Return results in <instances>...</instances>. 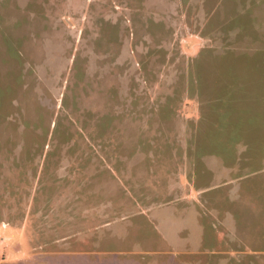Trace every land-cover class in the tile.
<instances>
[{
  "label": "rangeland",
  "instance_id": "374dc122",
  "mask_svg": "<svg viewBox=\"0 0 264 264\" xmlns=\"http://www.w3.org/2000/svg\"><path fill=\"white\" fill-rule=\"evenodd\" d=\"M0 264H264V0H0Z\"/></svg>",
  "mask_w": 264,
  "mask_h": 264
}]
</instances>
